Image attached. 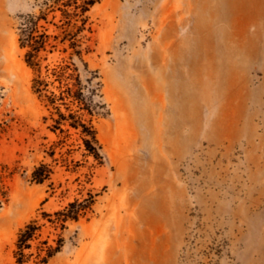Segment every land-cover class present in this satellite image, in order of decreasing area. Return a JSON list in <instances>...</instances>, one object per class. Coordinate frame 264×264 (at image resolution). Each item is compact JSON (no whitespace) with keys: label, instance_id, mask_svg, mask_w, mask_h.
<instances>
[{"label":"rangeland","instance_id":"obj_1","mask_svg":"<svg viewBox=\"0 0 264 264\" xmlns=\"http://www.w3.org/2000/svg\"><path fill=\"white\" fill-rule=\"evenodd\" d=\"M63 10L0 0V264L32 222L25 264H264V0ZM28 16L48 36L35 67ZM70 113L94 140L56 123Z\"/></svg>","mask_w":264,"mask_h":264},{"label":"trees","instance_id":"obj_2","mask_svg":"<svg viewBox=\"0 0 264 264\" xmlns=\"http://www.w3.org/2000/svg\"><path fill=\"white\" fill-rule=\"evenodd\" d=\"M54 4H62V6L65 8V10L62 11L63 17L67 20H70L73 16L77 17L80 13L85 14L89 11V9L94 6L99 0H52ZM40 19H44L43 17H33L28 16L25 20V23L21 27L20 32V44L23 49H28V52L26 53V62L29 66L35 67L39 66V64L36 62V59L38 57V54L44 50L47 42H48V36L46 35H38V21ZM71 40V46L76 47L77 46V40L76 35H69ZM70 70V67L68 65L59 66L53 69V75L59 80L60 82L66 80L68 77L66 76L67 71ZM42 87H47V84L40 80L39 78L35 80V90L38 93H41L43 89ZM67 94V97L64 96V94ZM72 91L70 88H67L65 92L61 93L60 97L58 98L61 101H65L67 99H72L74 101L79 102L80 104H84L83 100V93L82 91L78 92L76 95L71 94ZM51 104H55L57 101L56 95L52 94V97L49 98ZM68 119L72 120L73 122L70 123V126L72 128L77 129L78 127H81L83 129V134L86 136L92 137L94 140L93 131L91 128H89L86 124H84L80 117L75 115L74 113H70L68 118L60 114L59 120L56 121L57 124H61L62 121H67ZM59 129L60 127H55V129ZM62 130V129H60ZM87 150L92 152L95 150L90 140L85 141ZM47 169L46 166L42 165L40 166L35 172L33 173V177L37 182H42L44 174L42 173ZM70 207H74V204H71ZM73 219H76L77 217H72ZM38 230L37 225H35L33 222L26 226V228L21 232L19 241H18V249H19V258H18V264H25L24 258V250L30 248V241L34 238L36 232ZM53 256L52 249L47 250V256L43 259V262H46L48 258H51Z\"/></svg>","mask_w":264,"mask_h":264}]
</instances>
